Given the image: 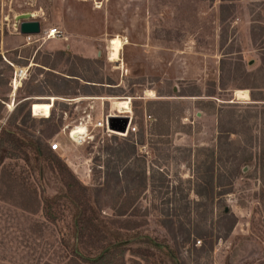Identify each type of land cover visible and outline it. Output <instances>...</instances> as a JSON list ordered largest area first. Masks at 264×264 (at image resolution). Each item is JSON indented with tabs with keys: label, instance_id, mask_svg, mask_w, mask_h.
I'll use <instances>...</instances> for the list:
<instances>
[{
	"label": "rangeland",
	"instance_id": "obj_1",
	"mask_svg": "<svg viewBox=\"0 0 264 264\" xmlns=\"http://www.w3.org/2000/svg\"><path fill=\"white\" fill-rule=\"evenodd\" d=\"M24 12H35L42 32L56 27L60 35L27 41L14 22ZM115 37L123 45L111 62ZM221 48L232 59L219 82ZM261 48L264 0H0V130L22 142L0 160V264L70 258L64 181L32 141L45 150L58 142L53 153L89 188L107 223L136 235L115 263L264 264V182L255 160L264 105L247 106L252 80L264 82ZM7 61L26 70L18 90ZM121 98H130L136 132L93 128L123 108ZM33 105L48 114L35 115ZM79 124L82 140L70 136ZM146 238L166 241L173 256ZM142 248L145 255L135 253Z\"/></svg>",
	"mask_w": 264,
	"mask_h": 264
},
{
	"label": "trees",
	"instance_id": "obj_2",
	"mask_svg": "<svg viewBox=\"0 0 264 264\" xmlns=\"http://www.w3.org/2000/svg\"><path fill=\"white\" fill-rule=\"evenodd\" d=\"M222 13L223 12L221 10L219 17L221 24H223L226 19L224 14ZM222 38L224 37L222 36ZM223 43L224 39L222 40V42L220 41V47H222ZM55 54L60 56H69V53L64 50H59L55 52ZM261 55L263 56L260 58V66L256 69L258 73L262 71L261 65H263L262 62L264 63V48H261ZM76 57L78 58V56ZM230 59L232 58L230 57L229 52H225L224 49L221 48V57L219 60V82L224 78V72L229 69L228 66L230 65ZM233 59L239 66H243L242 56H237ZM13 63L15 62L13 61ZM7 68L10 71H13L12 65H8ZM257 74L253 72L250 75H253V79H257L254 78V76H256ZM9 80H11V76H9ZM258 80L259 79H257L256 81L252 80V85L248 86V89L250 90L249 100L251 101V103H247L248 107H251L252 105H264V96L257 95L261 94L262 90L264 89V82L262 80V82H259ZM23 83L24 81L21 82V84ZM56 88H59V90H56L57 93L64 94L59 92L61 89L59 86H55V89ZM18 89L19 88L17 87L16 90ZM254 90H257L258 93L254 92ZM33 92V88L26 89V93L29 94L28 97L32 95ZM214 93L215 92L212 90L208 93V96H214ZM29 100L30 98L25 99L23 106H28ZM37 104L39 103H35L34 105ZM228 104H232L231 106H233L238 103L235 102ZM34 105L33 113L35 115L46 116L48 114L49 110L48 112L47 110L43 111L42 108L39 109L37 107H34ZM44 107L45 109L50 108V104L45 103ZM26 113L27 116L30 115L28 109ZM219 132L220 135H222L225 131L220 129ZM14 134L15 133L12 132V130H6L3 128L0 130V160L8 156L12 157L14 155L13 152H11L12 149H17L21 145L22 142L18 143V140L15 138ZM31 144H34V151L37 156H42L45 160H51L55 162L56 167L53 168V172H56L63 178V185L65 187V193L63 197H65V199L72 207L71 235L73 237V242L68 246V248L70 249V258L68 259L67 264H117L115 263V260H122L125 254L130 251V248L127 247V244L129 242V239L131 237H135L136 235H128V233L122 232L121 230L109 225L107 223V220L104 219V217L101 215L96 199L90 194L89 188L82 182H80V180L72 173V171L65 164L59 161L53 151H51L50 149L45 150L44 148H42L40 143L36 141H32ZM252 158V154H249L247 156H244V158H242V161H249ZM255 160L256 167L258 171H260V178L264 182V148H261L259 150V153L255 156ZM229 213V209H223V215L226 216ZM146 240L148 244H152L154 247L164 246L167 249V253L170 256H173V251L171 250L170 246L166 241L162 240L160 243L157 241H153L149 238H146ZM135 253L140 255L146 254L143 248L136 249ZM119 264L125 263L121 262Z\"/></svg>",
	"mask_w": 264,
	"mask_h": 264
},
{
	"label": "built area",
	"instance_id": "obj_3",
	"mask_svg": "<svg viewBox=\"0 0 264 264\" xmlns=\"http://www.w3.org/2000/svg\"><path fill=\"white\" fill-rule=\"evenodd\" d=\"M41 32L42 31L40 30V32L38 34L23 35V36L25 37V39L27 41L32 42V41H38L39 39L54 38L56 36H59L61 33L60 30L56 27L51 28V29H46L44 32H42V34H41ZM8 63L13 66L12 63H10V62H8ZM25 73H26V70L24 68H20V67L14 68L13 77L11 78V81H10V83L13 86V89H15V84H16V87H17V85L20 84V81L24 77ZM126 101H128V104H129V112H127L126 108H123V109L115 108L114 111H110V112L106 113L99 120L94 122L92 124L93 128L100 129L107 136L110 134H118L121 136H126L127 134L135 133L137 128H136L135 123L133 122L132 103L130 101V98H127ZM109 116H123V117L128 118L124 133H120V132H117V131H114V130H111L108 128L107 118ZM146 117L150 118V116H146ZM85 129H86V127H85ZM86 132H87V129H86ZM70 136H71V131H70ZM79 138L81 140L83 139L82 136H80ZM49 146H50L51 151H58L60 149V144L56 141L51 142L49 144Z\"/></svg>",
	"mask_w": 264,
	"mask_h": 264
},
{
	"label": "water",
	"instance_id": "obj_4",
	"mask_svg": "<svg viewBox=\"0 0 264 264\" xmlns=\"http://www.w3.org/2000/svg\"><path fill=\"white\" fill-rule=\"evenodd\" d=\"M14 22L15 25H18V31L21 35H35L38 34L41 30L40 21L35 19V17L33 16V12H24L16 15L14 17ZM127 121V117L109 116L107 118L108 128L124 133Z\"/></svg>",
	"mask_w": 264,
	"mask_h": 264
},
{
	"label": "bare ground",
	"instance_id": "obj_5",
	"mask_svg": "<svg viewBox=\"0 0 264 264\" xmlns=\"http://www.w3.org/2000/svg\"><path fill=\"white\" fill-rule=\"evenodd\" d=\"M33 16L34 17L36 16L35 12H33ZM109 44H110V46H109V53H108L109 60L111 62L118 61L119 60V50L122 48L123 43L121 42V40L118 37H115V38H113V39L110 40ZM16 88L17 87H16V84H15V89ZM236 93H237V95L243 94V95L240 96L242 98L243 97L244 98L246 97V92H239V91H237ZM120 100L123 103V108H126L127 109V112H129V104H128V101H126L127 99L122 100V98H121ZM115 108H118V107L114 106V109ZM85 132H86L85 126L83 124H79V125L73 127V129L71 130V137L74 138V139H77L81 135L85 134Z\"/></svg>",
	"mask_w": 264,
	"mask_h": 264
},
{
	"label": "crops",
	"instance_id": "obj_6",
	"mask_svg": "<svg viewBox=\"0 0 264 264\" xmlns=\"http://www.w3.org/2000/svg\"><path fill=\"white\" fill-rule=\"evenodd\" d=\"M11 84V83H10ZM15 90V89H14Z\"/></svg>",
	"mask_w": 264,
	"mask_h": 264
}]
</instances>
